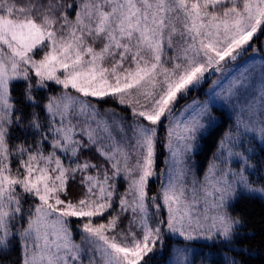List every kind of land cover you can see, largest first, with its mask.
<instances>
[{
    "label": "snow or ice",
    "instance_id": "6c2138e0",
    "mask_svg": "<svg viewBox=\"0 0 264 264\" xmlns=\"http://www.w3.org/2000/svg\"><path fill=\"white\" fill-rule=\"evenodd\" d=\"M261 54L264 0H0V264L264 258Z\"/></svg>",
    "mask_w": 264,
    "mask_h": 264
},
{
    "label": "rangeland",
    "instance_id": "374dc122",
    "mask_svg": "<svg viewBox=\"0 0 264 264\" xmlns=\"http://www.w3.org/2000/svg\"><path fill=\"white\" fill-rule=\"evenodd\" d=\"M262 66H264V54L256 55L252 60L248 61L247 65L241 66L240 69L233 70L231 72V74L225 73V76L227 78L223 80V86L225 88H227L229 81L231 79H233L234 77L239 76L240 72L243 71L244 67H250V68L255 69V75L252 78H250L249 82H247L242 88H240L238 96H234L232 98V101L230 104L226 103L225 101L218 98V103L221 105V108H220L221 111H230L232 104H241L245 100H250V99H252V97L254 95L259 94V89L261 87V77H260L259 69ZM218 76H220V74H216V75L212 76L211 79L214 80ZM202 88H203L204 92L208 91V85L207 84L203 85ZM195 92L198 94V95L195 94L196 95V96H194L195 98H197V99H203L204 98L203 94L199 90H197ZM181 247H183V245H181ZM187 258H188V260L193 259V249H191V248L189 249V251L187 253ZM220 258L222 259L223 257H220ZM159 259H161V258H158V261H159ZM174 259H175V255H174V253H172L170 251L168 253L167 258H166V262H167V260H174ZM201 259H202V257H196V264H200ZM158 261H157V263H158ZM159 264H160V262H159Z\"/></svg>",
    "mask_w": 264,
    "mask_h": 264
},
{
    "label": "trees",
    "instance_id": "16d2710c",
    "mask_svg": "<svg viewBox=\"0 0 264 264\" xmlns=\"http://www.w3.org/2000/svg\"><path fill=\"white\" fill-rule=\"evenodd\" d=\"M195 94H197V93L193 92L192 96L193 97L196 96ZM209 156H210V152L207 151V149H206L205 152L201 153V155L198 157L199 162L201 164V167H203L207 163V158ZM247 211H248V213L251 214L250 215V220H251L250 230L257 233L256 240L254 243H258L259 239H260V229H261V227H264V225H262L260 223L262 216H264V202L258 201V202H255V203L248 205ZM252 259L256 262V264H262V260H264V258H262L255 251H253V253H252ZM159 262H160V259H159L157 264H159Z\"/></svg>",
    "mask_w": 264,
    "mask_h": 264
}]
</instances>
